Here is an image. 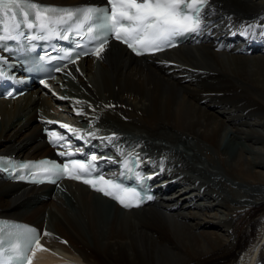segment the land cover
<instances>
[{
    "label": "bare ground",
    "instance_id": "bare-ground-1",
    "mask_svg": "<svg viewBox=\"0 0 264 264\" xmlns=\"http://www.w3.org/2000/svg\"><path fill=\"white\" fill-rule=\"evenodd\" d=\"M203 22L178 48L136 57L112 42L59 82L0 99V154L47 156L43 126L62 121L116 162L140 154L164 183L154 203L124 210L72 181L0 178V216L50 234L38 264H264V50L250 32L264 0H210Z\"/></svg>",
    "mask_w": 264,
    "mask_h": 264
},
{
    "label": "snow or ice",
    "instance_id": "snow-or-ice-1",
    "mask_svg": "<svg viewBox=\"0 0 264 264\" xmlns=\"http://www.w3.org/2000/svg\"><path fill=\"white\" fill-rule=\"evenodd\" d=\"M107 3L108 7L72 9L41 6L30 0H0V41L14 38L10 34L3 33L16 30L19 35L21 28L48 30L51 36L69 39L73 33L80 34L87 25L84 35H87L89 40L96 45L92 49V54L97 57L104 51L110 38L122 42L136 55H144L162 51L165 45L173 46L171 41L176 36L198 31L202 23L201 13L207 6L208 0H107ZM9 18L11 25L7 26L5 21ZM50 25H68L62 29L66 34L61 35L60 30L53 29ZM259 27L264 32V26ZM69 29L72 31L69 32ZM242 34L247 36L249 33L244 31ZM76 103L82 102L77 101ZM77 114L83 113L78 112ZM61 127L74 133L78 131L67 124ZM90 135L94 134L90 133ZM50 137L54 145L64 139L55 132L50 133ZM99 139L111 142L118 137L113 134L111 137ZM60 146L70 147V145ZM58 154L61 156L75 155L72 152ZM96 160L97 157L93 155L88 158V163H81L77 160L63 164L41 161L35 165L23 164L21 167H36L45 174V179L53 183L65 176L70 179L83 180V183L114 198L124 207L138 206L141 202L140 193L134 189L114 184L111 180L105 179L103 175H97ZM145 198L152 199L151 196ZM35 233V229L26 228L19 234L23 236L25 247L29 251L33 246L46 250L39 244V235ZM44 235L50 234L44 233ZM20 264H31V262L27 256L22 254Z\"/></svg>",
    "mask_w": 264,
    "mask_h": 264
},
{
    "label": "rangeland",
    "instance_id": "rangeland-1",
    "mask_svg": "<svg viewBox=\"0 0 264 264\" xmlns=\"http://www.w3.org/2000/svg\"><path fill=\"white\" fill-rule=\"evenodd\" d=\"M39 97V98H38ZM35 98H37V100H39L41 103L43 102V100H44V95L43 94H40V96L38 95V96H35ZM41 98V99H40ZM43 98V99H42ZM65 119H67V120H69V116L67 115V117H65ZM180 187H177L176 189H175V192H178V191H181L180 189H179ZM171 192V191H170ZM174 192V191H173ZM169 193V192H168ZM207 214H208V212H207ZM203 217H205V216H203Z\"/></svg>",
    "mask_w": 264,
    "mask_h": 264
}]
</instances>
